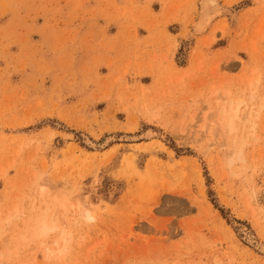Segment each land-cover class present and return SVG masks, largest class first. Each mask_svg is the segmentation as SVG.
<instances>
[{
    "label": "rangeland",
    "instance_id": "374dc122",
    "mask_svg": "<svg viewBox=\"0 0 264 264\" xmlns=\"http://www.w3.org/2000/svg\"><path fill=\"white\" fill-rule=\"evenodd\" d=\"M219 2L0 0V264H264V0Z\"/></svg>",
    "mask_w": 264,
    "mask_h": 264
},
{
    "label": "bare ground",
    "instance_id": "6f19581e",
    "mask_svg": "<svg viewBox=\"0 0 264 264\" xmlns=\"http://www.w3.org/2000/svg\"><path fill=\"white\" fill-rule=\"evenodd\" d=\"M229 11L225 8V7H223L221 4H220V2H219V0H200V6H199V16H198V19H197V21L194 23V31H195V33L194 34H198V35H203V34H205L209 29H211V34H212V36L213 35H215L217 32H218V30H219V28H220V31H222L223 30V28H221V27H219L218 28V26L219 25H217L216 24V22H217V20L219 19V18H222L223 17V15H225L226 13H228ZM222 20V19H221ZM220 20V21H221ZM223 21V20H222ZM224 25H225V23H224ZM224 25H222V26H224ZM211 37V36H210ZM215 40H216V38H214ZM212 40V39H211ZM232 103V102H231ZM237 103V102H236ZM239 103V102H238ZM238 103H237V105H238ZM228 104H230V103H228ZM228 104H226V105H228ZM222 105H225V104H222ZM243 105V104H242ZM235 106V105H234ZM232 108V107H231ZM240 109V106L239 107H237L236 109H235V115L233 116V114L231 113V111L229 112V109H226L224 106H222V110L220 111V113H219V118H220V115H221V118L223 117H227L228 115H230V114H232V117H229L228 118V120L225 122V124H223V126L221 127L220 126V128H221V130H222V128H223V130H224V134L227 136V137H229L230 135H232L234 132H236L235 130H237L236 129V125H235V122H234V120H236L235 119V117L236 116H238L239 114V110ZM230 113V114H229ZM217 115H218V112L216 113ZM228 114V115H227ZM238 114V115H237ZM227 115V116H226ZM241 115V114H240ZM217 117V116H216ZM241 117V116H240ZM220 118V122H222L221 120H223V118L221 119ZM224 121V120H223ZM237 122V121H236ZM238 126V125H237ZM206 129V127H203V131H202V129H201V131L202 132H204V130ZM222 130V131H223ZM200 131V132H201ZM157 136V133L155 132V131H153V130H147V131H145L143 134H141V136H139V138H134V141H136V140H138V139H153V138H155ZM233 138H235V136H233ZM236 139V138H235ZM241 139V138H240ZM110 141H112V139L111 138H108L107 140H106V142H105V144L104 145H107ZM228 142V141H227ZM231 142L235 145V142L233 141V140H231ZM241 141H239V142H237L236 143V146H237V144H239ZM86 143L87 144H89V145H91V147H93V148H95L96 146L94 145V143L93 142H91V140H89V139H86ZM231 143V144H232ZM231 144H229V145H231ZM227 145H228V143H227ZM240 145V144H239ZM242 146V145H241ZM240 146V147H241ZM232 147H233V145H232ZM234 148V147H233ZM232 148V149H233ZM237 149V148H236ZM240 149V148H239ZM239 149H237V151L239 150ZM241 151V150H240ZM239 151V152H240ZM229 152H231V151H229ZM228 152V153H229ZM235 153H236V151L234 152V155H235ZM232 155H233V153H232ZM237 157V156H236ZM230 160H229V163H230V165L231 164H233L236 160L232 157V158H229ZM237 159V158H236ZM238 160H240L241 162H245V160H244V158H243V156H242V153H240V156L238 157ZM247 163V162H246ZM60 197V199L62 200V199H64V197H63V195H59ZM44 213H46V212H44ZM45 215V214H44ZM86 218H88V219H91V216H90V213H89V211L87 210L86 211V213H85V215H84ZM38 217H39V215H38ZM42 217H43V215H42ZM45 217H43V219L41 220V223H40V221H39V225H38V227H36L35 225L32 227V229H33V237H46V236H48L49 234H50V232L51 231H53L55 228H54V226H52L51 224H49V222L46 220V219H44ZM49 221H51L50 219H49ZM35 223H37V222H35ZM37 225V224H36ZM34 228H35V230H34ZM31 229V230H32ZM27 230H28V228H27ZM26 230V231H27ZM24 233V232H23ZM29 233H27L26 235H28ZM30 235V234H29ZM28 235V236H29ZM31 235V236H32ZM20 236V235H19ZM24 236V235H23ZM23 236H22V238L21 239H23ZM31 236H29V239H27L28 241L30 240V238H31ZM246 236V238L249 240V242L251 243L252 241H253V239L251 238V237H248L247 235H245ZM62 238V237H61ZM32 239H34V238H32ZM24 240H26L25 238H24ZM24 240H22V242L24 241ZM26 240V241H27ZM61 240H63V238L61 239ZM33 242V241H32ZM27 243V242H26ZM55 243H58V242H55ZM259 243V242H258ZM260 245H262V244H259V245H257V247H259V248H261L262 250H264V247L263 246H260ZM253 246V245H252ZM9 251V250H8ZM263 253V252H262ZM2 256V255H1ZM8 256V255H7ZM10 256V255H9Z\"/></svg>",
    "mask_w": 264,
    "mask_h": 264
}]
</instances>
